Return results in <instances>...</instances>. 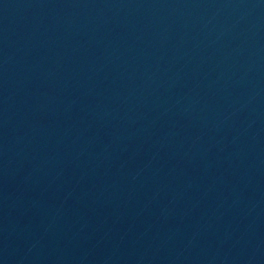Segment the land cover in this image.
<instances>
[{
	"label": "water",
	"instance_id": "water-1",
	"mask_svg": "<svg viewBox=\"0 0 264 264\" xmlns=\"http://www.w3.org/2000/svg\"><path fill=\"white\" fill-rule=\"evenodd\" d=\"M0 264H264V0H0Z\"/></svg>",
	"mask_w": 264,
	"mask_h": 264
}]
</instances>
